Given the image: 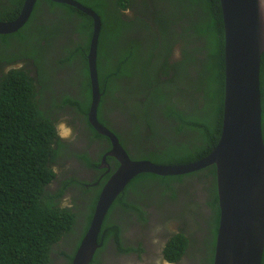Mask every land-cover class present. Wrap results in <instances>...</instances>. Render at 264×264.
Here are the masks:
<instances>
[{"label":"trees","instance_id":"obj_1","mask_svg":"<svg viewBox=\"0 0 264 264\" xmlns=\"http://www.w3.org/2000/svg\"><path fill=\"white\" fill-rule=\"evenodd\" d=\"M76 1L101 17L97 68L102 96L98 119L117 133L130 157L160 165H180L210 154L221 136L224 110V26L220 0L149 1L161 37L169 38L170 48L175 46L180 50L179 60L169 66L173 73L165 81L160 75V71L165 70L160 52L152 63L150 53L141 51L134 36L123 35L124 30L138 26L139 18L127 19L129 16H124L122 11L129 0ZM24 2L0 0V22L16 19ZM52 14L55 19L48 18ZM38 17L50 24L43 20L37 23ZM47 30L52 33L48 34ZM33 31L37 40L34 43L30 41ZM70 32L76 33L78 40H72ZM92 33L93 19L81 10L52 0H37L23 29L7 35L9 39L0 37L10 44V48L26 50L27 53L19 57L39 64L38 75L43 78L49 76L46 67L49 63L45 66L42 56L49 55V49L58 37L67 38V44L60 45L68 56L58 61L64 69L68 66L73 69L69 74L71 80H80L82 99L67 96L65 102L77 105L86 114L92 102L87 58ZM51 37L57 38L50 40ZM14 41L20 43L12 47ZM142 53L144 55L140 56ZM50 58L48 56V61ZM164 76H168V72ZM126 78L134 79L126 85L127 93L122 94L124 88L119 82ZM37 97L33 79L23 68L11 69L0 78V264H55L58 257L55 260L53 253L59 257L67 256L72 264L74 255L63 250L62 245L69 246L70 240L77 238L74 253L77 251L100 195V191L89 195L84 205L86 212L79 213L81 217H87L86 222L79 224L81 227L76 226L77 204L64 205L61 197L65 188L53 190L50 187L57 175L54 166L67 155L56 129V118L42 105L40 107ZM109 99H112L111 103ZM261 99L264 138V53ZM55 103L52 99V108ZM121 104H124V111L119 113L117 108ZM159 109H165L162 116L157 114ZM115 113L127 120L130 128L116 132L110 120ZM161 117L168 121L165 128ZM92 130L96 138H103L96 129ZM155 180L160 182L162 193L172 199L177 196L178 186H185L188 180L192 187L194 181L201 185L207 212H203L200 202L195 201L191 189L186 192L190 195V209L196 211H192L195 231L200 230L202 236L197 239L193 236L194 230L190 233L181 230L172 236L165 254L171 262H176L187 248H192L196 255L205 253L202 259L205 264H213L220 222L215 165L184 175L142 173L136 176L110 208L99 234V243L102 242L104 248L112 238L121 252L142 250L123 247L121 226L110 213L121 204L126 210L136 212L140 220L147 221L142 208L127 198L129 192L146 191V185H142ZM73 184L71 178L65 187Z\"/></svg>","mask_w":264,"mask_h":264},{"label":"water","instance_id":"obj_2","mask_svg":"<svg viewBox=\"0 0 264 264\" xmlns=\"http://www.w3.org/2000/svg\"><path fill=\"white\" fill-rule=\"evenodd\" d=\"M71 5L93 19L88 53L92 126L111 140L108 155L119 166L100 192L90 226L72 264H90L105 218L128 184L139 174L184 175L216 166L220 222L213 264H262L264 256V138L262 130L261 59L264 53V0H220L224 26L225 86L221 136L206 157L187 164L160 165L132 159L117 135L98 119L101 101L97 69L102 20L76 0ZM37 0H25L19 16L0 22V34L18 32L29 20Z\"/></svg>","mask_w":264,"mask_h":264},{"label":"flooded vegetation","instance_id":"obj_3","mask_svg":"<svg viewBox=\"0 0 264 264\" xmlns=\"http://www.w3.org/2000/svg\"><path fill=\"white\" fill-rule=\"evenodd\" d=\"M149 1L150 0H129L128 5L125 7L126 9H123L122 11L124 16H129L127 19L136 20V18H139V20H137L138 26H135L133 29L124 30L123 35L127 34L130 37L134 36L141 51L143 52L147 50V52L150 53L152 63L158 57V53L160 52L159 57H161L160 59L162 60L161 65L166 70L160 71V75H162V80L165 81V79L167 77L170 78L173 73V71L169 69V66L175 60H179L180 50L175 46L170 48L172 44H167L170 42L169 38L164 40L161 37ZM55 17V14H52L48 18L55 19ZM42 20V18L38 17L36 22L40 23ZM43 22L50 24V22H45L44 20ZM46 32L48 34L52 33L48 30ZM7 35L11 34H0V36L9 39ZM123 35L121 38H123ZM2 37H0V78L3 77L4 74L8 73L11 69L23 68L25 71H27V73L32 77L33 84L36 87V92L38 94L37 101L40 103V107L42 105L44 109H47V112H50L54 115L56 118V129L58 131L59 138L65 144L64 149L67 157L60 164L58 163L54 166L57 175L56 178L52 180L53 187L51 186V188L53 190H56L59 187L65 188L64 194L61 197L62 202L64 203L65 200L70 198L71 205L69 206H73L72 201H75V204H77L75 209L77 215H79V213L86 212L84 205L86 200L89 198V195H95L98 191L101 192L106 181L117 170L119 162L114 157L108 155V152L112 148L111 140L106 136H103V138H96L94 136V131L92 128L94 130L95 128L89 121L88 113L84 114L77 105L70 102H65V98L67 96L76 100L82 99V87L80 80L74 78L71 80L69 74L73 69H70V66L68 65H66L68 68L64 69L62 63L60 64L58 61L61 57L68 56L67 52L63 53L62 46L60 45H64V43L66 45L68 39L65 38L64 40L62 37H58V41H56L55 44L51 46V50L49 49V53L53 51V54L50 55L51 58L48 61L49 65L46 67L49 70L47 72L51 74H48L49 76L43 78L44 76L39 77L38 75V70L40 68L39 64L37 66L33 63L32 59H21L19 57L23 53H27L26 50L10 48V44L3 42ZM55 38L57 37H51L50 40H54ZM70 38H72V40H78L76 33L72 34L70 32ZM30 41L33 43L37 42L35 31L32 32ZM154 42L156 43L155 45H153ZM18 43L20 42L14 41L11 43V46L13 47V45ZM24 49L27 48L25 47ZM143 55L144 53L140 54V56ZM164 71L165 73L168 72V76H164ZM45 72L43 74H45ZM132 79L134 78H126L119 82L121 88H124L122 89V94L127 93V88L125 89V87H127L126 85H128V83H130L129 81ZM52 99L53 101H56L53 108L51 106ZM109 100L111 103L112 99ZM123 106L124 104H121L120 107L117 108L119 113L124 111ZM164 113L165 109H162L161 111L159 109L157 111V114L160 116H162ZM110 120L112 121L113 128H115L116 132H121L125 127L126 129L130 128V124L127 125V120H123V117L120 114L115 113V115H111ZM161 122L163 123L164 128L168 124V121H166L164 117H161ZM60 124H65V128L67 130L66 133H68V135H63L61 133ZM144 139L150 141L146 138ZM156 141L159 142L160 138L157 137ZM120 143L122 144L121 141ZM71 178L74 181V184L65 187L67 181ZM191 187L192 186L190 183L186 186L179 185L175 199L160 193L158 190L156 193H152L151 190H146L142 193L129 192V199L127 198V200L137 203L139 207L145 212L146 218H148V220L145 221V225L147 226V230L145 232L147 240L140 242L135 247L136 249L141 248L142 250L121 252L118 249V246L115 244V241L110 238L109 241L105 243L104 248L103 243L100 242L102 245L100 248H98L90 264H164V261L167 264H205L204 260H202L205 258V253L196 255V253L191 250L192 248H187V250L182 254L181 258L176 262H171L165 254V248L172 236L181 230L190 233L191 227L195 223L192 218V211H196L190 209V195L186 192V190L191 189ZM90 189H92V191H90ZM197 201L203 202L204 200L199 198ZM113 210L114 212H111L110 216L121 226L123 247L129 248L127 238L123 234V223H130V219L135 218V216L138 215H136V212L133 213L129 210H126L121 204L116 205ZM174 215H176L175 218L178 217L177 220L182 222V224L176 228L175 222L170 226L169 230L166 227V222L168 221L167 219L174 218ZM80 217L81 214L78 216L76 223V226L78 225L79 227H81L79 224H82L83 222L85 223L87 218L85 216L81 218ZM153 236L158 239L156 241H152L151 237ZM77 240V238L71 239V244L69 242V246L62 248H64L65 251L70 255H75L76 251L74 253V250L76 249L75 247ZM110 242L114 243L115 245L113 244L114 249H112L111 252H108L107 248L110 247ZM144 245H146V247H144ZM100 249H102L101 252L99 251ZM146 251L148 252L146 253ZM145 253L148 256H145ZM54 254L55 253H53V256ZM60 260L61 261L58 264L70 263L67 256H63V258Z\"/></svg>","mask_w":264,"mask_h":264},{"label":"rangeland","instance_id":"obj_4","mask_svg":"<svg viewBox=\"0 0 264 264\" xmlns=\"http://www.w3.org/2000/svg\"><path fill=\"white\" fill-rule=\"evenodd\" d=\"M52 54H53V51H51L49 53V55H43L42 56V61L45 63V66H46V64H48V56H50ZM49 74H51V73H49ZM60 130H61V133L63 135H68V133H66L67 130L65 128V124H60ZM159 183L160 182L158 180H155V181H152V182H146V184H143L142 186L146 185L145 186L146 190H148V191L151 190L152 193H156L157 190L160 193H162V191H161L162 189H161V186L159 185ZM188 184H189V180L187 181L186 185H188ZM191 191L193 192L194 199H196V200L198 199L199 200V198H201V200H204L203 199V194H202V191H201V185L199 183H197V181H194V185H193V187H191ZM200 202H201L202 211L203 212H207L208 209L206 207L205 201H203V202L200 201ZM70 203H71L70 198L64 201V205H66V206L71 205ZM72 205H75V201H72ZM192 216H193V214H192ZM175 217H176V215H174V218L167 219L168 221L166 222V227L169 230H170V226L173 225V223H175V222H176V228L182 224V222L177 220L178 217L177 218H175ZM130 221H131L130 223H125V224L123 223V225H124V233L123 234L127 238L129 246L136 247L140 242H143L144 240H147L146 239V235H145V232L147 230V226L145 225L146 222L140 220L137 216H135V218L130 219ZM194 224L191 227V229L194 230L193 236L195 238L199 239L202 236V232L200 230H196L195 231L196 228H195ZM155 235L158 236L157 234H155ZM157 239L158 238H156L154 236L151 237L152 241H156ZM113 244L114 243H112V242L109 243L110 247L107 248L108 252H111V250L114 249V245L115 244L114 245ZM62 247H65V246L62 245ZM144 247H146V245H144ZM63 250H64V248H63ZM147 252L148 251H146V253ZM146 253H145V256L147 255ZM53 257L56 260V258L59 257V256H57L56 253H55ZM61 258H63V257L60 256V258H58L55 261V264L60 263V261H61L60 259ZM163 263L167 264L165 261Z\"/></svg>","mask_w":264,"mask_h":264},{"label":"clouds","instance_id":"obj_5","mask_svg":"<svg viewBox=\"0 0 264 264\" xmlns=\"http://www.w3.org/2000/svg\"><path fill=\"white\" fill-rule=\"evenodd\" d=\"M22 8H23V7H22ZM31 15H32V14H31ZM30 17H31V16H30ZM29 19H30V18H29ZM7 22H9V21H7ZM27 22H28V21H27ZM25 25H26V24H25ZM12 34H14V33H12ZM51 186H52V185H51ZM51 186H50V187H51ZM52 187H53V186H52Z\"/></svg>","mask_w":264,"mask_h":264}]
</instances>
